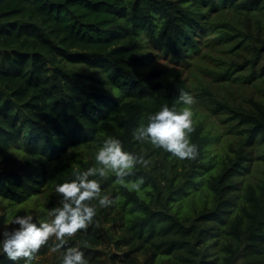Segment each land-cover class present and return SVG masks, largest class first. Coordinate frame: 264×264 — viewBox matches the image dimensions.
I'll return each instance as SVG.
<instances>
[{"label":"trees","instance_id":"obj_1","mask_svg":"<svg viewBox=\"0 0 264 264\" xmlns=\"http://www.w3.org/2000/svg\"><path fill=\"white\" fill-rule=\"evenodd\" d=\"M197 70L259 95L218 97L189 83ZM181 91L207 107L189 106L193 159L133 137ZM108 136L145 157L125 178L145 183L97 177L113 204L94 198L87 231L66 238L90 264H264V0H0V228L7 207L47 219ZM51 244L31 264H62Z\"/></svg>","mask_w":264,"mask_h":264},{"label":"clouds","instance_id":"obj_2","mask_svg":"<svg viewBox=\"0 0 264 264\" xmlns=\"http://www.w3.org/2000/svg\"><path fill=\"white\" fill-rule=\"evenodd\" d=\"M194 98L181 91L177 101L171 107L167 104L150 113L147 123H141L133 131V137L139 142H149L162 148L179 159H193L198 155V145L191 140L194 131L193 111L190 105ZM97 166L86 169L75 168L70 178L55 186L60 194L59 205L50 209L47 219L38 220L31 211L22 213L13 208L4 227L0 228V256L18 264L24 258V264H31L41 246L52 240L51 251L62 252V264H90L86 256V247L69 244L67 237H73L78 231H87L97 213V207L91 203L98 198L100 207L113 204L110 195H101V183L97 177L106 178L115 174L121 185L129 191H139L145 183L143 176L128 181L134 167L147 163L144 156L125 149L121 139L108 136L95 145Z\"/></svg>","mask_w":264,"mask_h":264},{"label":"rangeland","instance_id":"obj_3","mask_svg":"<svg viewBox=\"0 0 264 264\" xmlns=\"http://www.w3.org/2000/svg\"><path fill=\"white\" fill-rule=\"evenodd\" d=\"M158 64L163 65L164 61L158 60ZM208 65H210V64L208 63ZM211 65H213V64L211 63ZM169 67L177 68V66H174L173 64H169ZM187 75H188V71L187 70L183 71V76L186 77ZM189 80H190L189 83L192 85H195V86L206 85L211 91L219 93L220 96H218V97H223L224 99H227L229 101L231 99H233L235 102L243 103L244 105H247L249 103L248 100L250 97H252V96L256 97L259 95L258 91H256L255 89H253L252 87H250L248 85H246L242 89L237 87L236 85H232V84H229L227 87H220V86L217 87L216 83L213 82L212 78L204 75V73H200L198 70L196 72V76H194V77L191 76ZM192 97L194 98V103L192 104V106H194L196 108V110L203 117V113L207 112V110H206L207 107L205 106V104H203V101H200L199 98H197L195 96V94L193 95V93H192ZM221 118H222L221 116H218V117L210 116L207 118L204 117L203 122L207 128H209L211 126H212V128H214L213 124H215L216 128H220L223 131V130H225V126L227 124L222 122ZM258 170H260V168H258L257 166L254 167L255 172H257ZM43 199L41 198L40 202H42ZM13 208L18 209L19 211L21 210V207H19V206L7 207L5 209L8 212V215L13 210ZM28 208L29 207H27V209ZM31 210L34 211V209H32V208H31Z\"/></svg>","mask_w":264,"mask_h":264}]
</instances>
